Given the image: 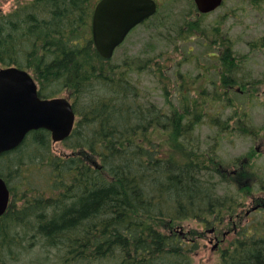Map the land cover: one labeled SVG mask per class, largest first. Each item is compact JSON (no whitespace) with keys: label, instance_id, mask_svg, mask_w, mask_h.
I'll list each match as a JSON object with an SVG mask.
<instances>
[{"label":"trees","instance_id":"trees-1","mask_svg":"<svg viewBox=\"0 0 264 264\" xmlns=\"http://www.w3.org/2000/svg\"><path fill=\"white\" fill-rule=\"evenodd\" d=\"M87 1L33 2V8L40 3L48 7L24 19L4 17L0 24V63L34 66L40 82L47 83L42 94L56 96L53 85L63 87L78 116L66 140L71 154L54 155L48 131L30 134L34 179L26 196L15 185L13 200L10 174L0 172L12 194L0 217V264L29 236L59 256L56 262L50 256L39 258V264H192L198 244L184 239L176 225L195 220L218 229L227 215L235 219L238 209L232 203L227 207L212 184L202 180L205 170L223 176L216 153L203 151L197 141L212 103L205 102L200 90L191 96L192 89L186 95L179 89L181 102H171L168 111L144 101L133 74L144 73L153 59L113 65L103 58L86 30L75 33L90 24L91 11L83 6ZM216 31L218 57L226 67L223 86L214 95L221 101L222 88L226 96L239 83L233 77L239 59L232 55L233 40L221 39ZM251 46L264 47V40ZM160 82L165 89L166 82ZM18 163L16 169L22 168L23 161ZM13 164L1 166L10 170ZM246 229L220 252L216 264H264V232Z\"/></svg>","mask_w":264,"mask_h":264},{"label":"rangeland","instance_id":"rangeland-1","mask_svg":"<svg viewBox=\"0 0 264 264\" xmlns=\"http://www.w3.org/2000/svg\"><path fill=\"white\" fill-rule=\"evenodd\" d=\"M95 2L98 0L83 4L86 12L91 11L92 14ZM158 2L159 10L152 17L155 20L149 19L129 35L116 50L112 64L123 65L125 61L136 60L137 65L138 61L142 65L143 60L153 59L149 69L144 73L136 71L138 74L133 76L146 95L144 101L149 100L165 111L170 110L171 102H181L179 89H182L183 95H186L187 89H192V94L202 91L205 102L212 104H208L204 123L197 129V141L202 144L201 149L216 153L221 164L219 166L231 172L240 168L245 158L249 159L240 170V173L244 171L248 175L247 179L241 180V184H235L219 174L203 171L202 180L212 184V189L227 201V207L231 203L238 207L235 219L227 215L223 222L216 225L217 232L211 231L214 227L195 220L176 225V232L184 239L198 244L192 264H216L220 260V252L245 228L246 231L264 232V47L251 46V43H262L264 40V0H225L222 7L207 15L199 13L194 0ZM33 4L28 0H0V24L4 17L14 15L15 19H24L29 12L48 7L40 3L42 5L33 8ZM12 20L15 21L9 18V21ZM91 22L90 16L88 28L75 30V33L85 34L86 30L87 36L91 38ZM216 29L221 39L226 41L225 36H228L235 44L232 55L239 59L236 71L242 84L229 90L226 96L222 88L223 94L218 93L222 95L221 101L214 95L223 86L221 72L226 67H223L224 63L218 57L222 52L218 50L219 44L214 42L216 38L212 35L217 33ZM208 36L214 39L209 40ZM160 66L164 67L163 72H159ZM0 68L5 67L0 63ZM26 69L40 82L41 78L36 75L34 66L29 65ZM177 70L180 72L179 79L191 86L170 81L169 78L174 79L172 73ZM162 77L167 83V92L159 81ZM41 82L46 86L45 81ZM248 83L252 85L248 87ZM53 86L57 89L56 97H69L63 87ZM248 89H253L252 93L248 94ZM214 98L217 101L214 102ZM25 142L22 147L12 151V155L0 157V172L7 176L10 174V186L15 188V185H20L18 191L23 196L30 193L28 185L34 179L29 162L35 146H31L30 139ZM51 150L57 156L74 152L66 141L51 140ZM21 160L22 168L16 169ZM9 162L14 163L10 170L1 166ZM18 191L16 188L13 191V196H16L13 200L17 198ZM23 196L20 197V206L25 202ZM55 253L54 249H46L43 244L38 241L34 243L28 237L13 255H8L5 264H39V258L49 256L52 262H56L59 256Z\"/></svg>","mask_w":264,"mask_h":264},{"label":"water","instance_id":"water-1","mask_svg":"<svg viewBox=\"0 0 264 264\" xmlns=\"http://www.w3.org/2000/svg\"><path fill=\"white\" fill-rule=\"evenodd\" d=\"M194 1L199 13L209 14L225 0ZM157 10L156 0H100L92 21L93 41L100 55L111 59L128 34ZM76 119L70 99H41L36 81L25 69H0V155L19 147L33 130L46 129L54 142H63L72 135ZM9 205L10 190L0 176V217Z\"/></svg>","mask_w":264,"mask_h":264},{"label":"flooded vegetation","instance_id":"flooded-vegetation-1","mask_svg":"<svg viewBox=\"0 0 264 264\" xmlns=\"http://www.w3.org/2000/svg\"><path fill=\"white\" fill-rule=\"evenodd\" d=\"M94 10H95V7H94ZM94 10L92 11V14H91V12H90V15H91V20H93V14H94ZM139 27V26H138ZM137 27V28H138ZM137 28H135L134 30H132V32L130 33V35L137 29ZM91 32H92V24H91ZM129 37V36H128ZM89 39H92L93 40V34H91V38L89 37ZM93 44H94V47L96 48V46H95V43H94V41H93ZM121 47V46H120ZM119 48V47H118ZM117 48V49H118ZM116 49V50H117ZM97 50V49H96ZM191 51V50H190ZM189 51V52H190ZM116 52V51H115ZM112 60V59H111ZM176 66V65H175ZM163 66H160V69H159V72H163L164 70H163ZM149 69V68H148ZM158 70H155V72H157ZM236 71V70H235ZM218 74L220 73V72H217ZM236 73V75H234L233 77L234 78H236L237 80H238V78H237V76H238V72L236 71L235 72ZM173 74V80H172V78H169L170 79V81H174V82H177V83H181L182 85H188V86H191L188 82H183L181 79H179V77H180V72H179V70H177V71H175V72H173L172 73ZM35 79H36V77H35ZM159 81H164L165 82V80L163 79V77L161 78V79H159ZM239 81V80H238ZM36 82H37V85H38V94H39V97L41 98V99H51V98H54V97H56V96H50V97H47V96H45V95H43L42 94V91H43V86H45V84H43V83H41V82H39L37 79H36ZM39 82V83H38ZM167 84V83H166ZM240 85H242L241 84V82L239 81V83H236V85H234L232 88H231V90L232 89H234L235 88V86H240ZM248 85V87L250 86V85H252L251 83L249 84H247ZM46 86H47V83H46ZM244 92V91H243ZM192 95H195V94H192ZM181 100V99H180ZM172 103H174V104H176L177 102H172ZM37 131H43V130H36V131H33V132H37ZM44 131H47V130H44ZM32 132V133H33ZM31 133V134H32ZM29 138V136L26 138V140ZM25 140V141H26ZM25 143V142H24ZM258 151V150H257ZM248 158H245L244 160H243V162L241 163V166H240V168H238V169H236V170H233L232 172L230 171V170H228V168H225V167H222V166H220V171H221V175H223L222 177L225 179V178H227L228 180L229 179H231V181L232 182H234L235 184H239V182H241L242 183V179H247L246 177L245 178H243V175H241L242 173H244L245 174V176H248L247 174H246V172H244V171H242V173H240V170H242L243 168H244V166H243V163H248ZM220 175V174H219ZM240 178H242V179H240ZM230 181V180H229ZM260 208V207H259ZM215 231H217V229H214ZM214 231V232H215Z\"/></svg>","mask_w":264,"mask_h":264},{"label":"bare ground","instance_id":"bare-ground-1","mask_svg":"<svg viewBox=\"0 0 264 264\" xmlns=\"http://www.w3.org/2000/svg\"><path fill=\"white\" fill-rule=\"evenodd\" d=\"M157 154V153H156ZM144 172V171H143ZM237 198V197H236ZM53 214V213H52ZM30 237V236H29ZM31 238H32V236H31ZM52 262V261H51ZM50 263V262H49Z\"/></svg>","mask_w":264,"mask_h":264}]
</instances>
